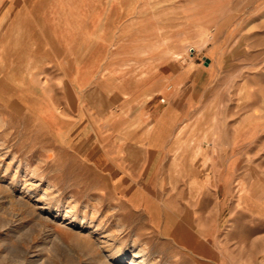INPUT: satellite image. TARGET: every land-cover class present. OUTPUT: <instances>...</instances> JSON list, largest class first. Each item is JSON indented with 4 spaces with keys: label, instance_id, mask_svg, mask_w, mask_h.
Masks as SVG:
<instances>
[{
    "label": "rangeland",
    "instance_id": "obj_1",
    "mask_svg": "<svg viewBox=\"0 0 264 264\" xmlns=\"http://www.w3.org/2000/svg\"><path fill=\"white\" fill-rule=\"evenodd\" d=\"M174 84L201 177H102L96 111ZM181 203L201 218L177 238ZM133 262L264 264V0H0V264Z\"/></svg>",
    "mask_w": 264,
    "mask_h": 264
},
{
    "label": "crops",
    "instance_id": "obj_2",
    "mask_svg": "<svg viewBox=\"0 0 264 264\" xmlns=\"http://www.w3.org/2000/svg\"><path fill=\"white\" fill-rule=\"evenodd\" d=\"M37 18L38 21L46 20L43 15ZM98 78V75L90 76L88 83L96 85L95 91L100 93L98 87L103 85V81L99 82ZM174 86L171 94L165 89L144 94H140L139 89H115L111 92L116 108L112 122L118 126L108 125L106 116L97 110L96 140L86 141L81 147L102 177H117L115 180L119 183L128 181L130 188L134 187L132 183L143 180V177H201L199 155L194 160L192 153H186L183 144L179 146L178 143L177 135L184 117L182 109L177 106L182 95L176 88L178 85ZM162 95L169 97L168 102L161 100ZM111 128L114 130L112 134ZM189 168L195 172L189 173ZM183 192L170 190L168 196L182 198ZM155 196L158 197L159 193H154ZM130 198L136 205L143 204L139 201L144 198L143 188L136 186ZM197 207L194 203L192 208L181 203L178 209L173 208L169 212L168 229H172L176 237L178 234L177 238L199 228L201 216ZM191 246L192 253L200 256L202 245L192 241Z\"/></svg>",
    "mask_w": 264,
    "mask_h": 264
},
{
    "label": "bare ground",
    "instance_id": "obj_3",
    "mask_svg": "<svg viewBox=\"0 0 264 264\" xmlns=\"http://www.w3.org/2000/svg\"><path fill=\"white\" fill-rule=\"evenodd\" d=\"M39 27H40V26H39ZM7 31H8V30H7ZM5 33H6V32H5ZM5 33H4V34H5ZM53 33H54V32H53ZM2 38H3V37H2ZM16 42H17V44H19L20 40H17ZM30 51H31V49H30ZM12 59H13V58H12ZM9 79H10V78H9ZM7 85H8V84H7ZM31 92H32V91H31ZM12 102H13V101H12ZM116 127H117V126H116ZM162 143H163V142H162ZM131 156H132V155H131ZM117 259H121V258L118 257ZM119 261H121V260H119ZM133 263L136 264L135 262H133Z\"/></svg>",
    "mask_w": 264,
    "mask_h": 264
},
{
    "label": "water",
    "instance_id": "obj_4",
    "mask_svg": "<svg viewBox=\"0 0 264 264\" xmlns=\"http://www.w3.org/2000/svg\"><path fill=\"white\" fill-rule=\"evenodd\" d=\"M205 61H206V64L210 63V59H208V58H205Z\"/></svg>",
    "mask_w": 264,
    "mask_h": 264
}]
</instances>
